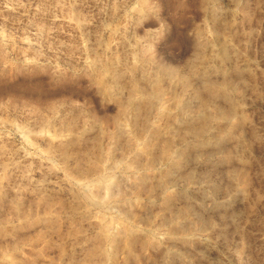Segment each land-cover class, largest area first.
I'll list each match as a JSON object with an SVG mask.
<instances>
[{"label": "rangeland", "instance_id": "1", "mask_svg": "<svg viewBox=\"0 0 264 264\" xmlns=\"http://www.w3.org/2000/svg\"><path fill=\"white\" fill-rule=\"evenodd\" d=\"M0 264H264V0H0Z\"/></svg>", "mask_w": 264, "mask_h": 264}]
</instances>
